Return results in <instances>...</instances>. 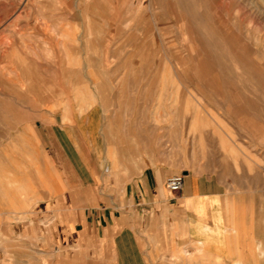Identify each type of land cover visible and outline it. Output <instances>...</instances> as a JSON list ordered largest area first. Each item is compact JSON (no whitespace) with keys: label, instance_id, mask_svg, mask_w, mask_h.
<instances>
[{"label":"crops","instance_id":"crops-1","mask_svg":"<svg viewBox=\"0 0 264 264\" xmlns=\"http://www.w3.org/2000/svg\"><path fill=\"white\" fill-rule=\"evenodd\" d=\"M151 5H69L81 13L70 26L85 29L77 42L71 36L75 51L57 58L46 75L31 71L26 81H11L30 94L8 98V106L31 118L19 131L0 133V264H264L263 198L197 169H182L183 187L171 191L167 182L176 171L136 145L149 136L136 133L135 118L119 110L129 106L125 101L111 99L137 90L127 87L129 67L87 47L108 43L124 25L122 14ZM40 90L49 117L43 122ZM136 102L131 106L150 108ZM138 120L149 129L148 115Z\"/></svg>","mask_w":264,"mask_h":264},{"label":"rangeland","instance_id":"rangeland-1","mask_svg":"<svg viewBox=\"0 0 264 264\" xmlns=\"http://www.w3.org/2000/svg\"><path fill=\"white\" fill-rule=\"evenodd\" d=\"M77 3L0 0V133L10 135L30 123V113L8 106L15 95L30 94L11 81L29 79L31 71L46 75L57 58L68 59L78 46L73 41L85 29L70 26L81 13L69 8ZM151 4L150 11L122 14L124 25L112 31L108 43L87 46L120 57L119 67L126 62L130 69L127 87L134 84L137 90L111 93V99L125 101L129 106L119 110L135 118L136 133L149 136L136 145L148 147L150 158L177 175L197 169L231 179L239 190L261 196L264 206V0ZM41 90L38 118L43 122L49 117L43 115ZM138 99L150 108L131 106ZM142 115L149 116L148 130H142Z\"/></svg>","mask_w":264,"mask_h":264},{"label":"built area","instance_id":"built-area-1","mask_svg":"<svg viewBox=\"0 0 264 264\" xmlns=\"http://www.w3.org/2000/svg\"><path fill=\"white\" fill-rule=\"evenodd\" d=\"M183 184H184V174H180L171 177L167 182V187L171 191L177 192L182 189Z\"/></svg>","mask_w":264,"mask_h":264},{"label":"bare ground","instance_id":"bare-ground-1","mask_svg":"<svg viewBox=\"0 0 264 264\" xmlns=\"http://www.w3.org/2000/svg\"><path fill=\"white\" fill-rule=\"evenodd\" d=\"M203 21V20H202Z\"/></svg>","mask_w":264,"mask_h":264}]
</instances>
